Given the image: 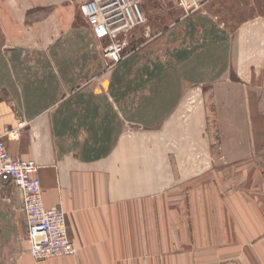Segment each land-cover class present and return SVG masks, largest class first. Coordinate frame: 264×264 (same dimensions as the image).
I'll list each match as a JSON object with an SVG mask.
<instances>
[{"label": "crops", "instance_id": "crops-1", "mask_svg": "<svg viewBox=\"0 0 264 264\" xmlns=\"http://www.w3.org/2000/svg\"><path fill=\"white\" fill-rule=\"evenodd\" d=\"M84 1L0 0V135L25 125L17 140H2L13 158L37 164L43 203L64 210L77 249L41 262L213 264L210 252L197 257L179 243L162 257L131 206L167 188L193 189L190 180L219 174L264 142V0H200L155 41L165 53L123 56L115 66ZM206 91L217 142L206 133ZM26 232L20 191L0 185V255L11 264L33 260Z\"/></svg>", "mask_w": 264, "mask_h": 264}, {"label": "rangeland", "instance_id": "rangeland-1", "mask_svg": "<svg viewBox=\"0 0 264 264\" xmlns=\"http://www.w3.org/2000/svg\"><path fill=\"white\" fill-rule=\"evenodd\" d=\"M139 1L138 6L150 32L145 36L142 26L133 30L129 46L123 52L127 60H135L144 54L154 56L158 50L165 53L168 48L155 43L163 38L160 36L163 30L176 23H184L188 16L201 8L200 0H194L196 11L188 14L178 0ZM130 66L131 70L137 68L136 63ZM206 93V133L213 137V142H217L218 114L209 92ZM261 100L264 101L263 98ZM223 116L227 122H232L230 104H226ZM262 132L264 127H259L257 134L264 135ZM256 151L250 158L227 160L219 174L198 176L195 182L190 180L188 186L193 189L185 190L187 184H183L179 189L167 188L136 201L134 204L139 205L131 208L140 213V224L147 232V246L163 247L162 257H167L171 246L179 243L178 246L192 247L197 257H201L202 252H210L213 264H264V142L258 143ZM160 204L159 215L157 208ZM149 240L153 242L151 245ZM12 245L18 246L14 242ZM73 247V257H76L77 249ZM8 257L0 255V264H11ZM43 263L30 260V264Z\"/></svg>", "mask_w": 264, "mask_h": 264}, {"label": "built area", "instance_id": "built-area-1", "mask_svg": "<svg viewBox=\"0 0 264 264\" xmlns=\"http://www.w3.org/2000/svg\"><path fill=\"white\" fill-rule=\"evenodd\" d=\"M178 1L186 14L195 10L194 0ZM139 2L85 0L83 3V12L93 36L106 42L101 52L108 66L122 60L133 30L142 26L143 34L149 35ZM24 127L23 123H19L16 129L5 128L0 135V185L12 184L21 193L28 254L36 261L70 257L75 251L68 236L65 213L61 207L48 208L44 205L41 182L37 177L39 167L33 160L13 158L2 140V137L16 140Z\"/></svg>", "mask_w": 264, "mask_h": 264}, {"label": "bare ground", "instance_id": "bare-ground-1", "mask_svg": "<svg viewBox=\"0 0 264 264\" xmlns=\"http://www.w3.org/2000/svg\"><path fill=\"white\" fill-rule=\"evenodd\" d=\"M115 65V64H114ZM114 65H112V66H114ZM18 137H19V135L17 136V139H18ZM16 139V140H17ZM69 236V235H68ZM74 255H72V256H70V257H73ZM31 257V256H30ZM32 258V257H31ZM66 258H68V257H66ZM33 259V258H32ZM34 261H36L35 259H33ZM43 261H45V260H43Z\"/></svg>", "mask_w": 264, "mask_h": 264}]
</instances>
